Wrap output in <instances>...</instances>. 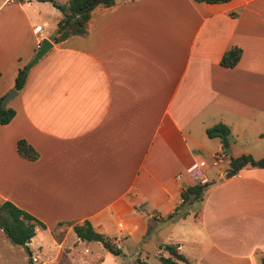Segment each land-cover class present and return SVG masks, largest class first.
I'll return each mask as SVG.
<instances>
[{
	"label": "crops",
	"instance_id": "0c3cea01",
	"mask_svg": "<svg viewBox=\"0 0 264 264\" xmlns=\"http://www.w3.org/2000/svg\"><path fill=\"white\" fill-rule=\"evenodd\" d=\"M60 15L48 0H0V96ZM232 45L242 49L239 60L222 65ZM26 72L7 102L15 114L0 124V201L45 224L27 246L44 247L49 234L56 250L38 264H72L65 241L71 232L81 240L72 225L85 219L125 260L143 258L149 236L157 256L171 241L196 264H261L264 167L225 172L229 154L258 158L250 143H264V0L98 5L85 32L53 38ZM218 121L231 133L222 167L213 163L220 137L206 133ZM19 138L36 159L19 155ZM198 181L208 183L198 206L165 220L181 189ZM102 253L92 264H126Z\"/></svg>",
	"mask_w": 264,
	"mask_h": 264
},
{
	"label": "trees",
	"instance_id": "16d2710c",
	"mask_svg": "<svg viewBox=\"0 0 264 264\" xmlns=\"http://www.w3.org/2000/svg\"><path fill=\"white\" fill-rule=\"evenodd\" d=\"M55 7L61 11V15L57 21L55 41H60L67 36L74 33H83L86 30V23L89 19L91 12L95 6L98 5H110L118 0H68L67 2H60L58 0H48ZM206 2H220L227 0H195ZM241 47L232 45L227 48L220 59L222 65L233 66L239 60L241 55ZM26 64L19 67L17 70L13 87L17 90L21 89L25 77ZM2 96H0L1 100ZM15 114V109L6 104L4 107L0 105V124L7 123L11 120ZM208 136H219L223 150L229 146L231 133L229 126L218 121L206 128ZM16 148L19 155L27 159H36L38 157V151L25 139L19 138L16 141ZM244 166H257L264 167V155L255 158L251 153H241L233 156L229 154V164L225 174L227 176L235 174L240 168ZM207 182H196L192 185H188L181 189V201L175 206L174 210L167 214L165 220H173L176 218L184 217L189 212L190 205L202 198L203 192L207 187ZM140 209V207H139ZM45 224L36 218L34 215L19 207L9 199L0 201V228L3 233L10 238V240L16 244L27 247V242L35 234V225ZM73 230L79 238L86 240L100 241L103 246L113 254L121 253V248L117 246L108 235L100 232L94 228L88 219H85L82 223H74L72 225ZM167 254H158L160 264H196L190 261L179 249L177 242H165L160 245ZM261 264H264V256L260 259ZM136 264H152L145 258L137 257Z\"/></svg>",
	"mask_w": 264,
	"mask_h": 264
},
{
	"label": "rangeland",
	"instance_id": "374dc122",
	"mask_svg": "<svg viewBox=\"0 0 264 264\" xmlns=\"http://www.w3.org/2000/svg\"><path fill=\"white\" fill-rule=\"evenodd\" d=\"M254 142L250 143L249 148L255 150L254 153L257 154L258 157L262 156L261 152H264V143L253 145ZM223 165L224 164H221L219 166L222 167ZM197 201L196 207L198 206ZM161 231H163L162 233H165L164 228ZM80 239L81 240L78 241V238L74 232H71L65 241V243L69 244L71 248L68 258L72 264H92L91 260L96 259L98 256H101V254L103 256L102 252H106V249L99 242L82 238ZM145 240L146 241H143V252L140 256L152 264H160L158 256L153 250V246L155 244L154 240L149 239V236H147ZM43 241L44 247L42 248H39L37 245H35L36 240H33L29 246L25 247L12 242L10 238L1 231L0 228V264H38L42 260L52 257L55 253L56 245L53 243V240L50 239L49 234H44ZM29 249H31L32 252L30 254ZM33 256H35L36 259H33ZM112 256L119 263L136 264L137 257L133 258L132 260H125V257L119 254H112ZM94 262L96 264L112 263L111 260L107 261L104 258L100 261L96 260ZM45 264H58V261L54 259Z\"/></svg>",
	"mask_w": 264,
	"mask_h": 264
},
{
	"label": "water",
	"instance_id": "95a60500",
	"mask_svg": "<svg viewBox=\"0 0 264 264\" xmlns=\"http://www.w3.org/2000/svg\"><path fill=\"white\" fill-rule=\"evenodd\" d=\"M56 30L52 32V34L49 37H43L40 40L39 47L35 54L29 59L28 63L26 64L25 71L31 65L35 60L39 59L51 46H52V39L56 35ZM17 94V89L14 87L11 88L7 93H5L1 100H0V105L4 107L9 100H11L15 95ZM227 152L230 151L228 147H226Z\"/></svg>",
	"mask_w": 264,
	"mask_h": 264
},
{
	"label": "built area",
	"instance_id": "2783aa9c",
	"mask_svg": "<svg viewBox=\"0 0 264 264\" xmlns=\"http://www.w3.org/2000/svg\"><path fill=\"white\" fill-rule=\"evenodd\" d=\"M34 30L35 31H41L42 30V24L41 23H38L34 26ZM40 44V41H38V45ZM226 157H227V153L222 149L219 153H217L215 156H214V159H213V163L214 164H222L223 162H225L226 160ZM191 174L193 176H200L202 174V169L197 167L195 169H193L191 171ZM33 259H36L35 256H33Z\"/></svg>",
	"mask_w": 264,
	"mask_h": 264
}]
</instances>
